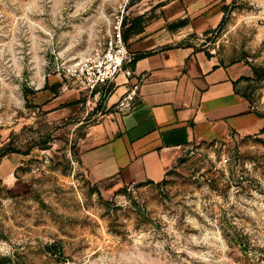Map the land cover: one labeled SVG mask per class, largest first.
<instances>
[{
	"label": "rangeland",
	"instance_id": "rangeland-1",
	"mask_svg": "<svg viewBox=\"0 0 264 264\" xmlns=\"http://www.w3.org/2000/svg\"><path fill=\"white\" fill-rule=\"evenodd\" d=\"M137 15L143 31H187L183 0H0V157L22 162L19 186L0 187L8 264H264V120L191 142L160 181L88 177L81 149L107 97L68 67ZM180 37L247 65L241 88L264 119V0H232L215 27Z\"/></svg>",
	"mask_w": 264,
	"mask_h": 264
},
{
	"label": "crops",
	"instance_id": "crops-1",
	"mask_svg": "<svg viewBox=\"0 0 264 264\" xmlns=\"http://www.w3.org/2000/svg\"><path fill=\"white\" fill-rule=\"evenodd\" d=\"M231 1L183 0L188 19L184 35L167 25L146 26L129 43L136 52L135 71L145 79L126 111L118 110L116 101L127 85H118L106 99V111L90 126L80 158L91 180L125 185L160 181L191 142L263 124L241 88L248 66L227 63L191 38L180 39L215 27ZM20 159L14 152L0 157V187L19 186Z\"/></svg>",
	"mask_w": 264,
	"mask_h": 264
},
{
	"label": "built area",
	"instance_id": "built-area-1",
	"mask_svg": "<svg viewBox=\"0 0 264 264\" xmlns=\"http://www.w3.org/2000/svg\"><path fill=\"white\" fill-rule=\"evenodd\" d=\"M136 52L125 41L120 27L101 49L68 67L67 75L88 93V97H108L118 85L127 89L116 101L120 111H126L136 102L145 74L136 73Z\"/></svg>",
	"mask_w": 264,
	"mask_h": 264
},
{
	"label": "trees",
	"instance_id": "trees-1",
	"mask_svg": "<svg viewBox=\"0 0 264 264\" xmlns=\"http://www.w3.org/2000/svg\"><path fill=\"white\" fill-rule=\"evenodd\" d=\"M142 21H143V15H137V16H134L131 18V21L128 23L127 21V18H124L122 20V24L124 26V29H123V37L125 39V41L128 40L129 36H130V33L131 32H135V33H140L143 31L144 29V26H142ZM188 22V19H183L181 21L182 24L184 23H187ZM126 24H128V26L126 27ZM253 70L254 72H257L258 73V68L257 67H253ZM243 79L245 78V76L242 77ZM244 95L248 96L247 93L244 91L243 92ZM258 115H260L259 113H257ZM261 131H264V125L263 127L261 128ZM4 154V153H3ZM1 154V155H3ZM147 182H154L152 180H149ZM141 184V183H139ZM12 260L11 256H3V257H0V264H8V262H10Z\"/></svg>",
	"mask_w": 264,
	"mask_h": 264
}]
</instances>
